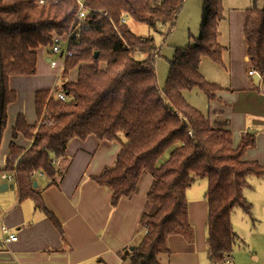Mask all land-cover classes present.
<instances>
[{"label": "trees", "instance_id": "obj_1", "mask_svg": "<svg viewBox=\"0 0 264 264\" xmlns=\"http://www.w3.org/2000/svg\"><path fill=\"white\" fill-rule=\"evenodd\" d=\"M245 9L244 36L251 69L264 76V7ZM86 13L79 17L76 0H0V143L6 127V107L16 94L9 89L13 75H32L37 68V48L51 47L56 36H68L70 51L61 85L35 92L38 121L28 124L19 114L13 137L31 140L28 148L11 142L4 172L16 173L20 200L31 198L62 232L57 216L36 189L33 172H43L56 184L63 170L54 158L67 155L71 139L89 135L99 140H119L114 164L93 179L112 191V205L138 191L141 179L153 178L148 201L154 211L141 216L146 233L135 247L121 252L128 264H163L168 239L183 235L191 240L186 191L197 179L207 178V249L212 261L230 256L238 235L231 212L247 214L252 204L244 190L251 176L264 177V164L243 159L254 135L246 133L238 146L229 128L214 125L191 105L185 93L198 89L207 98L222 87L200 72L203 57L223 64L226 49L219 40L222 0H203L199 34L193 44L176 48L169 61L165 88L160 91L155 67L158 48L154 37L136 34L127 20L147 24L153 31L170 33L184 0H84ZM123 19L124 22L122 21ZM98 55L95 57V52ZM144 56V58H141ZM77 68L75 81L66 79ZM62 91L65 100L55 94ZM120 133L126 140L120 139Z\"/></svg>", "mask_w": 264, "mask_h": 264}, {"label": "crops", "instance_id": "obj_2", "mask_svg": "<svg viewBox=\"0 0 264 264\" xmlns=\"http://www.w3.org/2000/svg\"><path fill=\"white\" fill-rule=\"evenodd\" d=\"M245 9L231 10L224 31L220 24L219 40L223 38L222 44L227 48L225 58L229 70L220 72L208 66L209 75H206L200 64V71L207 80L219 85L220 80L225 81V86L220 85L222 90L217 91L214 97L204 96L206 111L202 109V112L212 124L232 131L234 147L238 146L244 134L254 131L251 134L255 144L247 148L243 159L263 165L264 93L261 95L260 91L264 83L261 79L256 86L254 76L248 74L251 67L244 36ZM36 53V73L13 75L8 81L16 98L6 107L7 122L0 143V185L7 183L8 187L0 189V192L10 189L9 186L14 190L0 194V264H128L120 254L126 248L137 246L143 238L140 220L153 205L147 197L153 178L148 173L144 174L136 193L112 205L111 189L98 184L93 177L114 164L121 150L119 140H99L94 135L85 139L73 138L68 143L67 155L54 158L55 166L63 170L58 182L49 184L45 175L34 177L36 189L41 193L45 206L60 220L62 232L42 210L36 208L33 199H19L16 181L7 182L1 178L10 158L11 142L23 148L31 145V141L19 142L20 134L15 138L11 134L10 137L7 127H11L13 133L19 114L28 117V124H35L38 121L35 92L53 90L64 70L50 65V59L56 58L51 47L41 46ZM67 78L75 81L77 68L71 69ZM196 106L201 110L200 103ZM207 187V178L197 179L188 187L186 197L193 237L189 240L183 235L170 236V252L161 254L160 262L264 264V177L251 176L249 186L244 190L246 199L252 204V212L247 214L237 207L231 212L238 245L230 256H217L212 261L207 249ZM3 227L16 234L17 240L4 242L7 233L2 232Z\"/></svg>", "mask_w": 264, "mask_h": 264}, {"label": "rangeland", "instance_id": "obj_3", "mask_svg": "<svg viewBox=\"0 0 264 264\" xmlns=\"http://www.w3.org/2000/svg\"><path fill=\"white\" fill-rule=\"evenodd\" d=\"M263 1L264 0H256V3L258 6L262 7ZM202 4H203V0H184L183 7L181 11L179 12V14L177 15L175 24L173 28L171 29L170 33H167V34H166V29H162V32H155L147 24L135 22L132 19L127 20L128 25L133 29V31L136 34L143 36V37H148V36L154 37L155 43L159 50L158 54L155 57V67H156V74H157V80H158V87L160 91H163L165 88V82H166L168 70H169V61L173 57L175 49L178 47L183 48V47H186L187 45L193 44L194 37H197L199 34L201 16H202ZM253 5H254L253 0H222L223 15L225 16L226 19H223L220 22L221 30L224 31L226 29L227 24H228L227 22L228 15L231 12V10L245 9ZM220 42L222 44L223 38L221 39ZM222 45L224 46V44ZM226 51H227V48L225 49L224 54H223L224 64H217L211 61L208 57H203L201 61V67H202L201 71L205 73L206 75H209L208 66L212 67L213 69L217 68V70H220V72L221 70L228 71L229 66L225 58ZM54 57H57V55L56 56L54 55ZM141 58H144V56H141ZM208 78L214 79V78H211L210 76H208ZM66 79L68 78L66 77ZM61 81L62 79L60 78V80L57 82V86L61 85ZM262 82L264 83V76L262 77ZM220 85L225 86V81L220 80ZM262 87L263 89L260 91L261 95L264 93V85ZM189 92L190 91L186 92L185 95H187V97L189 98L191 102L190 104H192L194 107L200 110V108L196 106L197 103H200L201 111L203 110L206 111V108H204L203 106L205 103V101H203L205 100L204 98L205 95L202 92H200L198 89H193L190 93ZM193 103H196V105H194ZM25 118L28 121V117L26 115H25ZM7 131L9 132V135L11 137V134L13 135L11 131V127L9 128L7 127ZM119 136L121 140L123 141L126 140L124 134L120 133ZM18 139H19V142L21 141L25 143H30L31 141L30 139L26 138L22 134L18 135ZM9 188L10 189L6 190L7 192H11L14 190V189H11V186H9ZM4 192H0V194ZM155 208H156L155 204L150 206L148 213H150L151 211H154ZM262 224H263L262 226L263 228L264 223ZM240 234H244V233L240 231Z\"/></svg>", "mask_w": 264, "mask_h": 264}, {"label": "built area", "instance_id": "obj_4", "mask_svg": "<svg viewBox=\"0 0 264 264\" xmlns=\"http://www.w3.org/2000/svg\"><path fill=\"white\" fill-rule=\"evenodd\" d=\"M79 4V17H84L85 13H86V6L84 4V0H76ZM44 2V0H38L39 4H42ZM263 7H264V1H263ZM125 19H123L122 21L124 22ZM70 47V39L69 37L63 36V37H59L56 36L53 39V45L51 46V50L54 54L57 55L56 58L54 59H50V65L52 67H57L60 69H64V64L65 61L68 57H70L72 55V52L69 49ZM248 74L250 76H254L255 74H258L260 76V80L262 79L261 75L259 72L250 69ZM59 99L65 100L67 98V95L64 94L62 91L56 92L55 94ZM44 173L43 172H33L32 176L33 177H41L43 176ZM1 178L6 180L7 182H15L16 181V173L15 172H2L1 173ZM143 230L144 233H146V225L143 226ZM2 232L3 233H7V237L4 238V242H11V241H16L17 240V236L14 233H9L8 230L3 227L2 228Z\"/></svg>", "mask_w": 264, "mask_h": 264}, {"label": "water", "instance_id": "obj_5", "mask_svg": "<svg viewBox=\"0 0 264 264\" xmlns=\"http://www.w3.org/2000/svg\"><path fill=\"white\" fill-rule=\"evenodd\" d=\"M97 55H98V52L96 51L94 56L96 57ZM253 80H254L255 85L258 86L259 85V81H260V76L258 74H255ZM249 133H254V131L249 130ZM35 186H36V183H35ZM7 187H8L7 183H3V184L0 185V189H5Z\"/></svg>", "mask_w": 264, "mask_h": 264}]
</instances>
